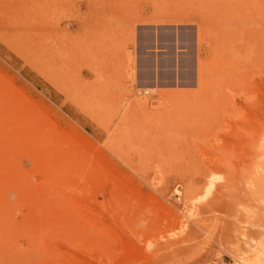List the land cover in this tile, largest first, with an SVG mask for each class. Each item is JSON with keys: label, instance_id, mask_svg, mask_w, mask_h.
I'll return each instance as SVG.
<instances>
[{"label": "rangeland", "instance_id": "374dc122", "mask_svg": "<svg viewBox=\"0 0 264 264\" xmlns=\"http://www.w3.org/2000/svg\"><path fill=\"white\" fill-rule=\"evenodd\" d=\"M261 249L264 0H0V264Z\"/></svg>", "mask_w": 264, "mask_h": 264}, {"label": "bare ground", "instance_id": "6f19581e", "mask_svg": "<svg viewBox=\"0 0 264 264\" xmlns=\"http://www.w3.org/2000/svg\"><path fill=\"white\" fill-rule=\"evenodd\" d=\"M66 1V0H65ZM63 3V2H62ZM245 3V2H244ZM59 8V7H58ZM45 10L49 13V14H51L53 11H54V7H53V5L52 4H49V7H47V8H45ZM30 11V10H29ZM31 11H33V8H31ZM59 12V11H58ZM261 13V12H260ZM56 14H57V12H56ZM31 15L33 16V12H31ZM51 18V17H50ZM248 33V32H247ZM247 38H248V36H247ZM262 47V46H261ZM263 61V60H262ZM216 177V176H215ZM211 179V181H210V183H208L209 184V187H207V189H206V194H207V196H208V194L210 195V193L212 192V190H213V187H214V183H215V181L212 179V177L210 178ZM215 179V178H214ZM203 197V196H202ZM263 250V251H262ZM254 255V254H253ZM252 257V256H251ZM262 257H264V249H261V250H259V252H257L251 259H250V261H251V263L252 264H264L263 262H264V260H262Z\"/></svg>", "mask_w": 264, "mask_h": 264}]
</instances>
